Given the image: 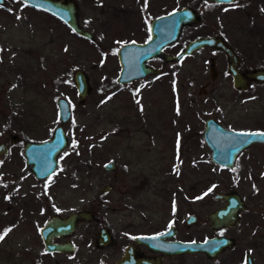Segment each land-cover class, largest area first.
I'll list each match as a JSON object with an SVG mask.
<instances>
[{"label": "rangeland", "instance_id": "obj_1", "mask_svg": "<svg viewBox=\"0 0 264 264\" xmlns=\"http://www.w3.org/2000/svg\"><path fill=\"white\" fill-rule=\"evenodd\" d=\"M75 1L78 22L93 33L92 39L76 35L58 18L25 6L22 0H5L0 4V142L7 148L0 153V189L5 187L10 201L6 217L15 215L16 205L35 202L24 197L33 192L39 196L42 192L24 163L22 145L25 140L49 137L58 123L57 97L68 101L71 117L63 123L67 144L58 153L54 173L47 179L53 182L47 194L54 198L53 202L79 203L84 192L86 201H90L104 183H118L124 189L119 193V202L123 203L119 221L124 223L130 215L143 212L148 196L147 200L153 202L158 195L156 187H166L168 194L169 189L180 184L189 186L194 176L190 159L196 153L201 157L198 188L202 192L210 173L202 157L203 144H196L195 130L201 128L210 105L197 90L204 81H210L208 57L213 55L219 62L222 55L203 46L175 61L164 63L161 58L152 57L148 64L161 67L160 71L119 83L116 49L125 41H144L150 18L183 5L192 6L199 18L183 26L178 38L166 45L164 51L175 53L187 39L199 35L220 34L237 49L248 40L258 45V41L264 42V0H232L229 5L206 0ZM76 68L86 72L90 86L82 102L77 100L72 81ZM223 96L220 99L224 103L231 102L228 92ZM197 98L199 104L195 103ZM228 116L236 118L237 114ZM243 124L264 127L262 118L248 119ZM11 132L16 134L14 142L9 139ZM108 160L115 162L114 170L103 169L102 164ZM115 170L120 174L114 175ZM146 175L151 185L133 190L135 202L131 208L127 205L129 194L124 191ZM223 177H215L216 183L210 181V187H224L230 180L228 175ZM18 190L23 197L16 195ZM113 193L102 196L108 199L104 202L112 201ZM214 203L210 195H200L198 238L211 233L202 214ZM248 203L253 210H259L257 222L253 225L255 222L243 221L231 229L236 238L233 248L212 258L200 252L182 254L173 264H244V250L252 254L256 264H264V200ZM11 219V231L0 240V251L3 246H15L17 225L15 218ZM1 227L0 221V231ZM192 231L183 228V234L191 235Z\"/></svg>", "mask_w": 264, "mask_h": 264}, {"label": "flooded vegetation", "instance_id": "obj_2", "mask_svg": "<svg viewBox=\"0 0 264 264\" xmlns=\"http://www.w3.org/2000/svg\"><path fill=\"white\" fill-rule=\"evenodd\" d=\"M231 2L225 4L229 5ZM243 2L247 3V0H243ZM242 5L245 7L247 4ZM224 41L237 56L235 69L238 75L234 77L231 74L228 67L229 57L222 50L211 48L218 51L223 59L218 62L213 55L208 57L207 71L210 81H204L197 90V94L206 97L208 105H210L208 106L210 111L206 112L202 118L201 128L195 130L196 144L197 146L200 142L203 144L205 155L202 157L208 164L210 173L206 181L207 186L201 189L202 192H199L198 188V165L201 157L199 158L197 151H195L196 154H192L190 159L192 164L191 175L194 176L189 186L183 187L180 184L174 190L169 189L168 194L166 187H156L155 190L158 195L153 198V202L147 200L148 196L143 206V212L138 215L132 214L124 223H120L119 209L123 203L119 202V193H122L121 190L124 189H120L118 183H114V186L108 182L104 183L90 201H86L87 197L84 192L80 195L81 202L79 203H55L52 201L54 198L47 195L49 186L53 183L47 179L54 172L38 178L29 170V174L42 189V192L39 193V196L33 192L29 194V197H24L27 200L34 199L35 202H23L16 205L15 215L10 218H7L5 214L7 204L10 202L8 193L5 187L0 189V206L3 207V211L0 213L2 223L0 234L10 228L11 218H15L17 225L15 246L14 248L2 247L0 264H119L127 247L130 248L128 255L131 261L129 262L132 264H167L170 259L174 258L171 263L173 264L175 260H178L176 257L182 254L200 251L166 253L161 250L163 241H200L215 235L231 237L234 240L232 245L223 248L221 251L233 248L236 244V238L231 234V229L239 227L243 221L247 224L255 222L253 225L257 222L256 216L259 215V210H253L248 201L252 203L259 201L260 203L264 200V139L249 141L238 150L233 151L230 146H225L226 140L212 138L210 141L219 145L216 150L218 156L224 160L216 162L211 159V148L203 137V128L205 119L212 118L223 129L264 132V127L243 124L246 120L252 121L254 118H262L264 121V77H255L250 73L256 69H264V42L258 41L259 44L256 45V43L248 40L240 46V49H237L226 40ZM211 56L214 57L213 75L210 71L209 58ZM225 92H228L232 97L231 102L227 104L220 99ZM202 99L205 101V98ZM198 100L199 98L195 99L196 104H199ZM229 113H235L237 117H230L228 116ZM215 124L211 123L210 125L215 128ZM11 133H9V139ZM15 140L16 137L14 140L10 139L11 142ZM111 162L114 164V168L111 170H114L116 164L114 161ZM119 174L120 171H114V175ZM225 175L229 176L228 180L230 181L224 187L217 189L214 186L210 187L212 182L216 183L215 177L222 176L224 178ZM148 178L149 175L142 177L140 182L131 189L124 191L129 194L130 202L127 205L131 208L135 202L133 190L141 186L148 188L151 185L147 181ZM105 185L108 187H104ZM82 189L87 190L86 187ZM88 190L89 192L92 191L91 188ZM19 191L16 192V195L23 197V193ZM110 191L114 192L113 200L104 202L108 199L102 196H107ZM205 193L211 196V201L215 202L202 214L211 233L198 238L196 237L198 236L196 234L197 222L200 219L198 204L200 195ZM236 195L243 204L236 211V220L231 224L213 229L212 221L208 219L207 215L227 203L234 205ZM170 224L171 228H169ZM185 227L193 229L191 235L183 234ZM161 233H165V235H160ZM140 236L152 237L148 242H144L139 239ZM245 252L249 251H243L244 264H246ZM250 255L252 256L251 253ZM254 263L256 264L255 261Z\"/></svg>", "mask_w": 264, "mask_h": 264}, {"label": "water", "instance_id": "obj_3", "mask_svg": "<svg viewBox=\"0 0 264 264\" xmlns=\"http://www.w3.org/2000/svg\"><path fill=\"white\" fill-rule=\"evenodd\" d=\"M207 1L227 3L232 0ZM3 2L4 0H0V4ZM27 5L45 11L58 18L76 35L88 39L93 38V33L85 28H82L78 22V4L75 0H28ZM198 18L199 15L196 10L189 5L173 8L150 18L148 21V36L144 41H125L117 47L116 56L119 69L116 74V81L124 83L145 74L160 71V67L148 64V60L152 57L157 56L161 58L163 62H169L188 55L203 46L222 50L229 57L228 67L231 74L236 77L238 75L235 69L237 56L220 35L195 36L187 39L183 43L182 47L175 53H168L164 51V47L166 45L178 38L183 26L195 23ZM209 60L210 71L213 75L214 57L211 56ZM250 73L255 77H264V69H256ZM72 81L77 93V100L82 102L90 89L86 72L80 68L74 69L72 72ZM55 102L58 123L53 127L49 137L38 141L25 140L23 142L22 155L24 157V163L34 176L38 178L44 177L53 172L58 162L57 155L67 144L68 136L63 128V123L71 117V109L68 101L63 97H57ZM211 123L215 124L216 122H214L212 118L205 119L203 137L211 148V159L216 162L224 160L218 156L216 150L219 145L213 144L210 141L212 138H221L226 140L227 142L225 143V146H230L233 151L238 150L249 141L260 138L264 139V136L238 135L242 132H261L227 130L220 127L218 123L215 124V128H212L210 125ZM15 137L16 135L14 133L10 134L11 140H14ZM5 151V144L0 142V153H4ZM103 168L105 170H111L114 168V164L111 161H107L103 164ZM104 187H108V185H105ZM223 195L225 196V194ZM242 205V201L236 195V203L234 205L227 203L210 212L207 217L212 221V228L218 229L226 224L233 223L236 220V211L242 207ZM151 237L152 236H140L139 239L144 242H148ZM233 242L234 240L231 237L215 235L200 241H163L161 244V250L166 253L200 251L210 258L215 256L223 248L232 245ZM129 251L130 248L127 247L125 255L119 264H132L130 263L131 261L128 255ZM244 259L246 264H255L249 252H245Z\"/></svg>", "mask_w": 264, "mask_h": 264}, {"label": "snow or ice", "instance_id": "obj_4", "mask_svg": "<svg viewBox=\"0 0 264 264\" xmlns=\"http://www.w3.org/2000/svg\"><path fill=\"white\" fill-rule=\"evenodd\" d=\"M206 2H207V0H206ZM24 3H25V6H27L28 0H24ZM9 11H11V9H9ZM238 135H242V136H264V132H261V133L242 132V133H239ZM73 143L75 144V141ZM209 191H211V189H209ZM204 195H207V193H205ZM169 228H171V224L169 225ZM10 231H11V229L9 228V229H6L3 234H0V240H3L7 236L8 232H10ZM160 235H165V233H161Z\"/></svg>", "mask_w": 264, "mask_h": 264}]
</instances>
